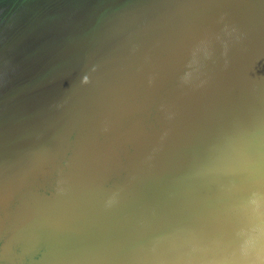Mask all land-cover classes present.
<instances>
[{
	"label": "water",
	"instance_id": "95a60500",
	"mask_svg": "<svg viewBox=\"0 0 264 264\" xmlns=\"http://www.w3.org/2000/svg\"><path fill=\"white\" fill-rule=\"evenodd\" d=\"M0 264H264V0H0Z\"/></svg>",
	"mask_w": 264,
	"mask_h": 264
}]
</instances>
